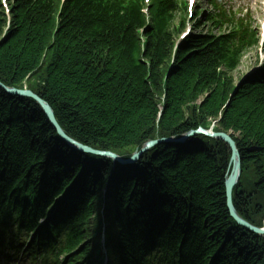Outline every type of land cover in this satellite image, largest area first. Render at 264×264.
<instances>
[{
    "label": "trees",
    "instance_id": "trees-1",
    "mask_svg": "<svg viewBox=\"0 0 264 264\" xmlns=\"http://www.w3.org/2000/svg\"><path fill=\"white\" fill-rule=\"evenodd\" d=\"M7 3L10 26L0 0L3 84L21 88L28 78L29 88L53 108L70 137L119 154H132L149 140L178 137L216 119L218 131L233 133L242 158L235 207L243 218L261 226L264 69L236 90L231 76L239 51L252 37L193 35L179 48L165 80L175 40L185 28L183 12L181 22L175 23L174 1L153 3L150 25L143 0H67L61 12L60 0ZM208 147L191 151L162 145L147 154L154 153L145 177L125 182L120 178L121 183L112 186L120 190L108 210L122 264H133L139 235L150 222L149 228L166 229L171 236L187 230L199 264H264V246L257 247L262 240L234 224L229 215L227 147L222 142ZM74 157L80 155L58 141L33 101L0 90V192L7 194L23 182L36 190L45 176L40 210L46 212L77 181L69 202L75 238L69 253L79 249L77 262L89 252L91 217L108 175L95 168L82 173L85 158L74 165L68 162ZM159 202L164 206H157Z\"/></svg>",
    "mask_w": 264,
    "mask_h": 264
},
{
    "label": "water",
    "instance_id": "water-1",
    "mask_svg": "<svg viewBox=\"0 0 264 264\" xmlns=\"http://www.w3.org/2000/svg\"><path fill=\"white\" fill-rule=\"evenodd\" d=\"M0 89L4 90L5 92H7L8 94L11 95H18V96H26L28 98L33 99L43 110L44 114L46 115V117L48 118L49 122L51 123L52 127L56 130V132L58 133V135L67 143L71 144L72 146L80 149L83 152H87L93 155H97V156H111L112 154L107 153V152H100V151H95L91 148L85 147L73 140H71L69 137H67V135L63 132V130L60 128L59 124L56 121L53 109L50 107V105L48 103H46L44 100H42L41 98H39L37 95L33 94L32 92H22V91H18V90H10L7 89L4 85H2L0 83ZM218 138H221L223 141L226 142V144L229 146L231 153H232V159H231V163L233 164L234 168H233V172L231 174V176L229 177V179L226 182V198H227V207L228 210L230 212V215L242 226L258 233V234H264V230H260L257 228L252 227L251 225H249L247 222H245L244 220H242L238 215L237 212L234 208L233 205V189L236 186L238 180H239V175H240V158H239V152L237 150V145L236 143L226 134H220L217 136ZM158 142H150L149 144H147V146L139 153L134 155V159H138L140 157V155L142 153H144L145 151H147L149 148L155 146ZM114 159L116 157H113Z\"/></svg>",
    "mask_w": 264,
    "mask_h": 264
},
{
    "label": "rangeland",
    "instance_id": "rangeland-1",
    "mask_svg": "<svg viewBox=\"0 0 264 264\" xmlns=\"http://www.w3.org/2000/svg\"><path fill=\"white\" fill-rule=\"evenodd\" d=\"M188 1V0H187ZM199 6H203L204 8L210 9L207 5L208 0H197ZM223 4L226 9L235 10L241 8L244 9V13L246 14L251 27L256 32L257 36L259 37V31L262 24L263 19V7H264V0H223ZM179 22V18H176V24ZM195 22L192 23L195 24ZM202 27L198 29L196 32L197 34L200 33H207L211 32V34L218 35L217 33H212V30L209 28L210 26L204 24L200 21ZM264 56V46L262 47H255L243 54L241 59L238 61V65L236 69L232 72L231 76L235 81V84L241 82L249 73V71L254 67V65L258 62V58L262 59ZM35 81V79H33ZM159 110H162L159 107ZM217 121L216 119H211Z\"/></svg>",
    "mask_w": 264,
    "mask_h": 264
}]
</instances>
